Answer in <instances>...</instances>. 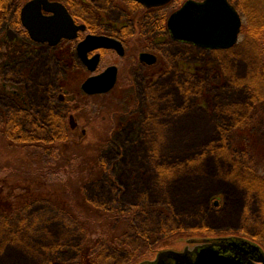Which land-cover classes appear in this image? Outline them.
I'll list each match as a JSON object with an SVG mask.
<instances>
[{
    "label": "rangeland",
    "instance_id": "1",
    "mask_svg": "<svg viewBox=\"0 0 264 264\" xmlns=\"http://www.w3.org/2000/svg\"><path fill=\"white\" fill-rule=\"evenodd\" d=\"M243 19L239 44L201 54L214 60L211 71L192 78L171 69L148 94L140 67L134 80L123 74V83L135 81L150 121L101 116L84 123L83 140L70 133L67 146L56 144L58 154L25 148L11 132L4 136L3 119L17 116L0 91V264L155 262L162 252L193 249L196 239L228 236L261 245L253 237L264 234L254 186L264 179V79L257 84L262 62L243 43L264 36L250 16ZM51 65L54 85L62 70L55 60ZM114 98L93 103L99 112H127ZM192 119L196 127L186 123ZM40 141L50 140L32 142Z\"/></svg>",
    "mask_w": 264,
    "mask_h": 264
},
{
    "label": "flooded vegetation",
    "instance_id": "2",
    "mask_svg": "<svg viewBox=\"0 0 264 264\" xmlns=\"http://www.w3.org/2000/svg\"><path fill=\"white\" fill-rule=\"evenodd\" d=\"M32 1L0 0V71L5 74L2 73L4 79L0 91L7 93L6 97L14 106L17 116L14 123L20 132L18 136L21 132L27 133L26 138L30 141L68 140L70 133L83 140L87 137L86 130L82 129L84 123L98 122L101 116L103 120L108 117V121L124 120L136 124L141 119L139 122L144 125L152 119V115L144 108L135 81L123 83V74H128L131 79L138 74L140 67L144 78L143 89L148 94L158 78L171 69L183 77L192 78L203 70L211 71L214 60L201 54L222 51L174 39L169 20L190 0H172L157 7H147L134 0H48L64 6L73 26L67 33L68 37L61 38L55 45L51 42L52 33L32 31L26 26L25 20H47L55 16L43 5L40 12L35 9L24 16L26 6ZM114 12H119L121 17L114 19ZM87 41H106L114 47L96 46L89 50L90 46L84 45ZM195 52L199 56L196 57ZM109 55L114 61L105 65ZM143 55H150L152 63L143 60ZM53 60L62 70V77L54 85L51 82ZM110 69L115 71L113 88L107 93L89 94L85 89L86 82L106 74ZM3 75L0 73V79ZM188 83L190 85L191 82ZM10 86L12 91L9 94L6 89ZM108 95H114V99L127 106L128 111L120 113L116 108L104 107L99 112L93 100ZM210 103L211 98L208 99ZM90 111H93L92 118L85 117ZM52 125H59L64 132H38V127ZM112 178L109 176V179ZM218 239L221 238L210 240ZM207 240L197 239L195 241L199 242L193 243L197 244L193 249L183 252H194ZM150 262L154 261L145 260L138 264Z\"/></svg>",
    "mask_w": 264,
    "mask_h": 264
},
{
    "label": "water",
    "instance_id": "3",
    "mask_svg": "<svg viewBox=\"0 0 264 264\" xmlns=\"http://www.w3.org/2000/svg\"><path fill=\"white\" fill-rule=\"evenodd\" d=\"M147 7H157L169 3L172 0H134ZM44 6L49 12H53V18L47 20H25L26 26L32 31H47L52 33L55 45L72 29V20L59 3L48 0H34L29 3L24 16L29 12L39 11ZM169 29L174 39L180 42L194 44L198 47L210 50H227L237 45L241 34L243 21L237 9L228 0H204L196 2L190 0L173 14L169 20ZM76 30V29H73ZM48 37L50 38V35ZM47 37V38H48ZM95 39V38H94ZM100 43V45H99ZM85 46L97 48L114 47L106 41H87ZM150 55H143L142 59L152 63ZM115 83V71L110 69L106 74L91 78L85 84L89 94H102L109 92ZM199 241H193L196 243ZM264 264V250L261 246L241 238H221L207 240L196 251L176 252L165 251L158 255L155 262L147 264Z\"/></svg>",
    "mask_w": 264,
    "mask_h": 264
},
{
    "label": "trees",
    "instance_id": "4",
    "mask_svg": "<svg viewBox=\"0 0 264 264\" xmlns=\"http://www.w3.org/2000/svg\"><path fill=\"white\" fill-rule=\"evenodd\" d=\"M236 7H237L238 11L240 12V14L242 15V17H244V18L246 17L248 19V16H250L254 20V22L257 26L259 24L258 27L261 26V29H262L261 32L262 33H260V36H261V34H262V36H264V0H245L244 5H242V6L236 5ZM247 14H248V16H247ZM243 30H245L244 25H243L242 31ZM257 34H258V32H257ZM262 39L264 40V38H262ZM243 44L246 45L251 51H253L254 55L258 59H260L262 62L258 76L254 77V78H258L257 84H259V81L261 79H264V41H253L251 43L248 42V43H243ZM252 82H253V78L251 80V83ZM3 120L4 121L2 122V126H3L2 133L4 134V136H6L5 134H7L8 132H11L12 136H17L18 133H20L18 130V127L14 123V120L11 121V118H9V117H5V119H3ZM247 127H248V125L241 127L244 130L243 132H246V130H248ZM38 132L39 133L46 132L48 134H57V133H63L64 130L61 127H59V125H52L51 127H48V126L38 127ZM21 133H23V132H21ZM245 136H247V134ZM26 137L24 138L22 134L19 137L20 138L19 140H24L22 142V143H24L23 145H25L24 147L30 148V150H32V148L35 150L39 149V151L41 150L40 152H42V154H45L48 150H51L52 154H54V152H56L58 154L59 150H58V148H55L54 146L56 144L57 145L58 144H65L67 146V144H68L67 140H64V141L63 140L62 141H55V140L52 141L51 140L48 143H43L40 141L37 143V142H32V141L28 140ZM46 145H47V147H45ZM53 160L57 161L58 156H54ZM254 186L257 189L258 193H260L262 205H263V209H264V179L261 182L256 183ZM16 209L17 208L15 206L14 211ZM262 215H263V221L260 222V228H261V231L264 233V210H263ZM253 240L258 242L261 245H264V234L254 235Z\"/></svg>",
    "mask_w": 264,
    "mask_h": 264
},
{
    "label": "bare ground",
    "instance_id": "5",
    "mask_svg": "<svg viewBox=\"0 0 264 264\" xmlns=\"http://www.w3.org/2000/svg\"><path fill=\"white\" fill-rule=\"evenodd\" d=\"M186 123H188V124H192V125H194L195 127H196V125H197V122H196V119H192V120H190V121H187ZM179 126H181V125H179ZM176 130H178L177 128H176ZM172 148H177V146L176 145H174ZM207 169V168H206ZM208 171H209V169H207ZM177 189H180L179 187H177ZM178 197V196H177ZM177 200H178V202H182V199L181 198H176Z\"/></svg>",
    "mask_w": 264,
    "mask_h": 264
}]
</instances>
